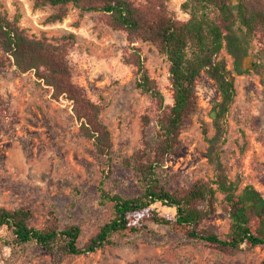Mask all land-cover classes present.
<instances>
[{
  "label": "rangeland",
  "instance_id": "obj_1",
  "mask_svg": "<svg viewBox=\"0 0 264 264\" xmlns=\"http://www.w3.org/2000/svg\"><path fill=\"white\" fill-rule=\"evenodd\" d=\"M1 1L10 17L20 14V25L30 33L43 30L48 36L64 32L77 36L68 62L74 81L92 100L102 101L101 120L111 133L113 150L108 172L105 161L94 157L90 144L79 134L68 103L52 101L31 74L19 75L14 68L0 72V98L5 104L0 113V207L28 206L33 213L30 225L37 228L46 219H55L61 228L78 225L83 244L112 214L110 204L99 202L100 183L123 197L141 192L136 174L120 161L139 147L140 117L149 98L136 89L132 67L122 62L128 47L125 35L96 23L97 13L70 7L61 23L42 25L49 7L33 9L32 0ZM182 2L169 0V9L178 19H186L180 11ZM134 46L146 58L149 75L170 104L165 58L147 44ZM220 58L232 69L225 51ZM261 63L264 66V59ZM233 75L235 96L221 118L215 109L220 101L216 84L201 73L195 86L196 112L181 129V151L169 156L160 176L172 189L195 180H213L219 172L235 182L237 193L253 188L257 194L248 191L247 195L260 201L264 210V76ZM216 196L221 200L222 194ZM243 215L244 211H238L228 217L216 206L199 229L226 233ZM149 228L131 237L113 236L114 245L89 256L59 261L34 245H14L2 229L0 264H259L264 256V250L256 248L226 258L201 243L185 241L165 226Z\"/></svg>",
  "mask_w": 264,
  "mask_h": 264
},
{
  "label": "trees",
  "instance_id": "obj_2",
  "mask_svg": "<svg viewBox=\"0 0 264 264\" xmlns=\"http://www.w3.org/2000/svg\"><path fill=\"white\" fill-rule=\"evenodd\" d=\"M32 1L33 9H51L42 25L61 23L71 7L97 13L96 23L122 32L128 44L122 62L132 67L135 87L149 98V105L140 117L138 149L120 161L123 168L136 174L141 191L138 195L123 197L105 190L100 183L99 202L110 204L112 214L83 244L79 243L78 225L61 228L55 219H46L37 228L30 225L33 213L28 206L0 207V230L10 234L11 242L34 245L59 261L86 257L112 246L113 236L131 237L149 231L150 225H160L226 258L256 248L264 250V210L260 201L247 195L248 191L257 194L253 188L237 193L235 182L227 181L219 172L213 180H195L189 186L172 189L160 176L169 156L181 151V129L196 112L195 86L201 73L216 84L220 101L215 109L221 118L235 96L233 73L264 76V0H183L180 11L186 19L172 13L169 0ZM20 18L19 13L10 17L0 0V72L14 68L19 75L31 74L52 101L68 103L79 134L90 144L94 157L105 161L109 172L113 142L101 120L104 105L101 100H92L74 81L68 62L77 36L72 32L48 36L43 30L30 33L20 25ZM137 43L153 47L165 58L170 104L149 75L146 58L134 46ZM222 51L232 59V69L225 59H218ZM4 109L0 98V113ZM217 193L222 194L221 200ZM216 206L228 217L238 211L244 215L231 223L226 233L199 229ZM259 264H264V256Z\"/></svg>",
  "mask_w": 264,
  "mask_h": 264
}]
</instances>
